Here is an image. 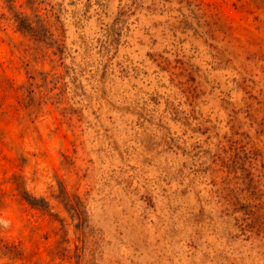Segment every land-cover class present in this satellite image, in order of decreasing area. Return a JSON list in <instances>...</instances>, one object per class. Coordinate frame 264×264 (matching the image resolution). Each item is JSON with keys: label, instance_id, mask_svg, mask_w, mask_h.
Here are the masks:
<instances>
[{"label": "rangeland", "instance_id": "rangeland-1", "mask_svg": "<svg viewBox=\"0 0 264 264\" xmlns=\"http://www.w3.org/2000/svg\"><path fill=\"white\" fill-rule=\"evenodd\" d=\"M0 264H264V0H0Z\"/></svg>", "mask_w": 264, "mask_h": 264}]
</instances>
